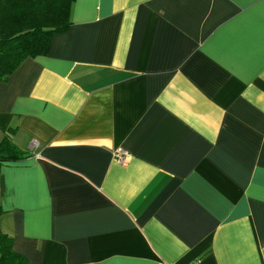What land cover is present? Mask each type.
I'll use <instances>...</instances> for the list:
<instances>
[{
	"label": "crops",
	"instance_id": "obj_1",
	"mask_svg": "<svg viewBox=\"0 0 264 264\" xmlns=\"http://www.w3.org/2000/svg\"><path fill=\"white\" fill-rule=\"evenodd\" d=\"M9 127L28 264H264V0H75L0 82Z\"/></svg>",
	"mask_w": 264,
	"mask_h": 264
},
{
	"label": "trees",
	"instance_id": "obj_2",
	"mask_svg": "<svg viewBox=\"0 0 264 264\" xmlns=\"http://www.w3.org/2000/svg\"><path fill=\"white\" fill-rule=\"evenodd\" d=\"M75 0H0V82L28 57L47 54L54 34L71 25ZM17 127H9L0 139V166L22 160L30 152L12 139ZM0 207V216L2 214ZM0 264H28L14 251L12 238L0 227Z\"/></svg>",
	"mask_w": 264,
	"mask_h": 264
},
{
	"label": "built area",
	"instance_id": "obj_3",
	"mask_svg": "<svg viewBox=\"0 0 264 264\" xmlns=\"http://www.w3.org/2000/svg\"><path fill=\"white\" fill-rule=\"evenodd\" d=\"M36 145H37L36 141H33L31 143V147H34ZM128 156H129V153L125 149H118L114 152V158L116 159L117 162H120V163H125Z\"/></svg>",
	"mask_w": 264,
	"mask_h": 264
}]
</instances>
